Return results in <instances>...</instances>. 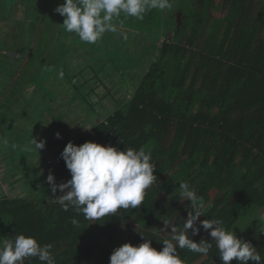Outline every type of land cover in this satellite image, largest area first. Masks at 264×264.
Instances as JSON below:
<instances>
[{"label":"trees","instance_id":"1","mask_svg":"<svg viewBox=\"0 0 264 264\" xmlns=\"http://www.w3.org/2000/svg\"><path fill=\"white\" fill-rule=\"evenodd\" d=\"M183 1V13L190 12L181 28L174 19L168 22L170 9L148 11L143 20L121 13L122 26L130 31L127 39L119 43V33L104 34L91 44V52L99 53L85 65L72 58L70 49L52 51L62 41L54 37L56 28L66 31L54 11L64 0H17L3 9L10 10L8 26L19 23L25 38L12 49L21 61L15 54L3 57L0 137L9 141L3 147L6 169L23 164L21 179L29 178L35 192L30 198L0 195V241L20 233L33 236L41 245H51L56 264H109L116 247L148 238L161 250L162 240L171 236L162 231L163 221L182 227L187 218L190 202L179 200V184L188 182L203 199L199 220H222L227 230L251 242L264 261V0ZM46 30L53 36H43L39 47L34 38ZM42 55L43 66L36 69ZM112 75L128 92L104 116L96 106L112 97L106 80ZM64 96H70V104L81 102L89 125L83 123L71 134L73 126L59 114L46 127L44 148L54 153L46 172L30 158L37 151L26 150L38 133L23 122L31 112L42 128L52 105ZM69 141L150 151L157 179L144 202L93 223L71 207L63 210L46 177L51 172L57 184L71 178L60 155ZM61 194L58 189L55 195ZM253 206L260 220L243 231L242 217ZM189 235L197 242L213 239L202 227L198 235L191 230ZM177 252L187 264H221L214 242L207 255ZM25 264L42 262L33 257Z\"/></svg>","mask_w":264,"mask_h":264},{"label":"clouds","instance_id":"2","mask_svg":"<svg viewBox=\"0 0 264 264\" xmlns=\"http://www.w3.org/2000/svg\"><path fill=\"white\" fill-rule=\"evenodd\" d=\"M172 7V0H64L54 11L64 18L62 25L66 32L76 34L82 42L95 44L106 32L119 33L127 39V34L117 27V22L122 27L121 13L143 20L148 11H164ZM55 135L60 138L61 134L57 132ZM8 144L7 138L0 137V146L7 147ZM45 144V139L31 136L26 150L39 152ZM60 155L71 178L57 184L54 174L49 172L46 182L52 196L63 210L71 207L92 223L115 215L119 209H137L144 202L146 190L157 179L151 152L143 147L121 150L95 141L80 145L69 141ZM58 189L62 194L56 196ZM179 189V200L189 201L190 210L182 227L163 221L162 231L171 233V236L162 240V249L154 248L149 238L138 245L125 242L112 251L109 264H187L177 248L207 255L212 242L219 251L221 264H232L233 260L238 264H248L249 261L264 264L255 246L238 238L233 230H227L222 220H199L204 215L203 199L188 182H181ZM201 227L209 232L212 242L205 239L197 242L190 238L189 230L192 235H198ZM260 232H264V225L260 226ZM50 250L51 245H41L35 237L20 233L12 239L0 241V264H25L33 257L42 264H56Z\"/></svg>","mask_w":264,"mask_h":264},{"label":"rangeland","instance_id":"3","mask_svg":"<svg viewBox=\"0 0 264 264\" xmlns=\"http://www.w3.org/2000/svg\"><path fill=\"white\" fill-rule=\"evenodd\" d=\"M174 2H175L174 3L175 8L172 7L167 13V15L170 16L168 18L169 19L168 22L171 23V21H173L172 19H174V21H175L177 18V19H179V22H180L178 26H179V28H181L183 26V23H181V22L184 19V16L188 17L189 16L188 12H190V11L186 10L187 11L186 14H184L183 11H181L183 13V15H181V14L178 15V13H179L178 10H180L182 8V6L184 5V1L183 0H175ZM190 6L192 9H194L195 3H193V1H192ZM173 13L175 14L176 18L172 16ZM119 21H122V19H120V17H119ZM117 27L119 28L120 32H123V33L130 32L128 28H125L123 26L120 27L119 22H117ZM135 35L139 36V34H135ZM43 36L46 39V38H52L53 35H52V33H48L46 30V31H44V34L40 35V37L34 38L36 40L35 44H39L38 45L39 47L41 46L40 40ZM133 37H134V35H133ZM115 40H118L119 43L120 42L123 43L125 41V39H123L122 36H121V39H115ZM46 42L51 43V40L48 39ZM33 44H34V42H32V45ZM138 49L139 50H137V53H138V57H139L142 47L138 48ZM83 51L84 50H81L80 53H82ZM59 54H62V52H59ZM45 57H46L45 55L40 56V58L38 59V61H40V62L35 66L36 69H39L43 66L42 60ZM87 62H88V60H85V63H87ZM91 62H92V60H91ZM143 64H145V66H148L149 60L146 58L143 59ZM141 70H144V69L141 68ZM139 71H140V69H139ZM135 74H137V73H135ZM106 80L109 84V89L112 92V97L105 96V98H107V99L99 102L96 106V109L99 110L100 113L104 116L107 115L108 112H110V111L112 112L116 107L117 100L125 97L126 92H128V88L124 87L121 84L118 76L112 75L109 78H106ZM32 89H33V87L30 89V91ZM35 97L38 98L37 96H35ZM69 100H70V96H64L63 98H60L56 103H54L52 105L51 112L47 113L48 115L45 117V120H44L45 124L42 126V128H39V127L37 128L38 123H36V122L38 120H40V118L36 119V117L31 115V112L28 113L29 115L25 118V121L23 122V124L25 126L28 125L27 128L29 130L32 129L33 131L38 133L37 139H44L46 127L50 123H52L54 119L57 120L59 118L58 117L59 114H63V117H64L63 120L66 122V124L73 126L71 128V134H74L75 129L77 127L83 126V123H85L87 125H89V124L85 120L86 111L82 109L81 102L76 100L75 102L70 104ZM38 103H39V98H38ZM41 115H43V114H41ZM23 120H24L23 118H20V121H23ZM46 152H47V154H45ZM5 154L6 153L3 152V147L0 146V195L2 193H7L9 196H21V197L30 198L33 195V192H35V191L32 189L33 187L30 186V183H29L30 179L29 178L26 177V178L21 179V175L24 174V172H23L22 168L21 169H19V168L22 167L23 164H21L18 167L16 166L14 169L7 170L6 169V167H7L6 158L7 157L5 156ZM50 154H54V153H52L51 150H46V148H43V149L39 150V152L37 151L36 154L31 156L30 158L32 159V162H34V164L36 166H38L37 169L43 168V170H45L47 172V169H48V171H50V169H49L50 161H51V158L49 157ZM259 220H260V216L258 213V208L253 206L252 208L247 210L246 214L242 217V220H241L243 223L242 224L243 225L242 230L246 231L248 228L250 229L253 226V224L258 222ZM126 239L127 238H125V240ZM125 240H123V241H125Z\"/></svg>","mask_w":264,"mask_h":264},{"label":"crops","instance_id":"4","mask_svg":"<svg viewBox=\"0 0 264 264\" xmlns=\"http://www.w3.org/2000/svg\"><path fill=\"white\" fill-rule=\"evenodd\" d=\"M17 0H0V11L4 8H9L10 6H14L15 2ZM4 12V11H3ZM9 14L10 10L7 9L4 13L0 14V59L5 58L7 55L15 54L17 56V60L21 61L20 54H16L13 50L14 47L19 46L22 40V37L25 38V33H21V27L18 23L16 28H12L8 23L9 20ZM30 15H27L26 17H29ZM8 19V20H7ZM60 19V20H59ZM57 21L62 24L63 23V17L61 16ZM30 20L29 18H26L25 23ZM175 23L179 25V19L175 20ZM182 23V22H181ZM26 29V24H25ZM25 31V30H24ZM54 37L58 39H62L61 44H56L53 46L52 51L60 52L62 49H70L69 52L73 54V59L80 60L83 65H85V60H88V63H90V59L99 52L92 53L91 47L94 44H88L86 42H82L79 37L74 33H68L65 31V33H62L58 28H56V33L54 32ZM84 43V45L82 44ZM13 49V50H12ZM12 50V51H11ZM81 50H84L82 53H80ZM63 52V51H62ZM19 57V58H18ZM0 61V69L2 70L3 67V60ZM20 59V60H19ZM69 59L67 58V61ZM0 70V72H1ZM141 71V68H140ZM136 76V74H134ZM134 81V78H133Z\"/></svg>","mask_w":264,"mask_h":264},{"label":"flooded vegetation","instance_id":"5","mask_svg":"<svg viewBox=\"0 0 264 264\" xmlns=\"http://www.w3.org/2000/svg\"><path fill=\"white\" fill-rule=\"evenodd\" d=\"M174 8H175V7H174ZM178 9H179V8H178ZM181 11H182V8H181L180 10H178V12H179L178 15H180V14L182 15Z\"/></svg>","mask_w":264,"mask_h":264}]
</instances>
